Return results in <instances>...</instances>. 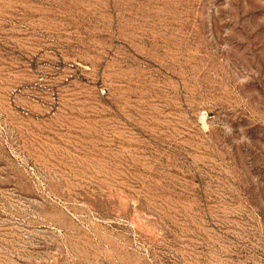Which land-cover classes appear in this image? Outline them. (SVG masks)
I'll return each instance as SVG.
<instances>
[{
    "label": "rangeland",
    "instance_id": "obj_1",
    "mask_svg": "<svg viewBox=\"0 0 264 264\" xmlns=\"http://www.w3.org/2000/svg\"><path fill=\"white\" fill-rule=\"evenodd\" d=\"M0 264H264V0H0Z\"/></svg>",
    "mask_w": 264,
    "mask_h": 264
}]
</instances>
